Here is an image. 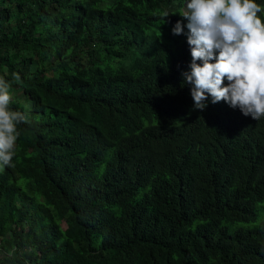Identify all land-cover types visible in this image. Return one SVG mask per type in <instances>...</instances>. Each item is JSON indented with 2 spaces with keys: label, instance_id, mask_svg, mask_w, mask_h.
I'll return each mask as SVG.
<instances>
[{
  "label": "trees",
  "instance_id": "trees-1",
  "mask_svg": "<svg viewBox=\"0 0 264 264\" xmlns=\"http://www.w3.org/2000/svg\"><path fill=\"white\" fill-rule=\"evenodd\" d=\"M184 3L0 0V264H264V118L194 109Z\"/></svg>",
  "mask_w": 264,
  "mask_h": 264
},
{
  "label": "clouds",
  "instance_id": "clouds-1",
  "mask_svg": "<svg viewBox=\"0 0 264 264\" xmlns=\"http://www.w3.org/2000/svg\"><path fill=\"white\" fill-rule=\"evenodd\" d=\"M178 12L187 21V32L177 20L172 33L187 37L191 62L182 76L191 86L194 109L204 110L211 97L213 104L223 101L244 116L264 118V5L257 0H185ZM170 13L154 15L166 22ZM19 79L13 74V80ZM11 104V83L0 76V172L14 167L18 126L30 123L29 115Z\"/></svg>",
  "mask_w": 264,
  "mask_h": 264
}]
</instances>
